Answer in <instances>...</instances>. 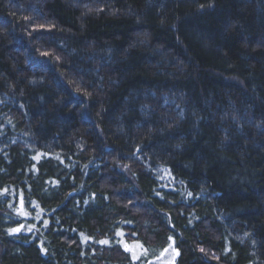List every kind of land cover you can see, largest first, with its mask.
Returning <instances> with one entry per match:
<instances>
[{
	"label": "trees",
	"instance_id": "trees-1",
	"mask_svg": "<svg viewBox=\"0 0 264 264\" xmlns=\"http://www.w3.org/2000/svg\"><path fill=\"white\" fill-rule=\"evenodd\" d=\"M171 240L264 264V0H0V264Z\"/></svg>",
	"mask_w": 264,
	"mask_h": 264
},
{
	"label": "rangeland",
	"instance_id": "rangeland-1",
	"mask_svg": "<svg viewBox=\"0 0 264 264\" xmlns=\"http://www.w3.org/2000/svg\"><path fill=\"white\" fill-rule=\"evenodd\" d=\"M139 244L140 243L133 242L127 246V249L131 251L133 258L142 256H137V252L133 250V248ZM177 255V248L175 247L174 241L171 240L170 243L166 246V248L159 254V256L150 260L148 264H176Z\"/></svg>",
	"mask_w": 264,
	"mask_h": 264
}]
</instances>
